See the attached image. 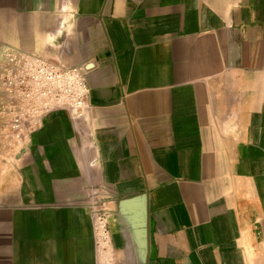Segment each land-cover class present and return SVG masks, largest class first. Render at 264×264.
Here are the masks:
<instances>
[{"label": "crops", "instance_id": "1", "mask_svg": "<svg viewBox=\"0 0 264 264\" xmlns=\"http://www.w3.org/2000/svg\"><path fill=\"white\" fill-rule=\"evenodd\" d=\"M1 44L93 66L84 120L0 125V264H104L107 195L114 264H264V0H0Z\"/></svg>", "mask_w": 264, "mask_h": 264}, {"label": "built area", "instance_id": "2", "mask_svg": "<svg viewBox=\"0 0 264 264\" xmlns=\"http://www.w3.org/2000/svg\"><path fill=\"white\" fill-rule=\"evenodd\" d=\"M63 52V46L50 44L42 50L0 45V125L9 139L29 138L57 111H66L73 119L86 118L88 70L85 64H68ZM102 226L100 232L96 224L98 235H105V224Z\"/></svg>", "mask_w": 264, "mask_h": 264}, {"label": "rangeland", "instance_id": "3", "mask_svg": "<svg viewBox=\"0 0 264 264\" xmlns=\"http://www.w3.org/2000/svg\"><path fill=\"white\" fill-rule=\"evenodd\" d=\"M85 118H79L76 119L77 121H82ZM22 149V145L21 144H9L7 150L8 151H16L18 149ZM19 149V150H20ZM107 199L106 204L104 205V203L102 202L103 199L100 200V202L102 204H99V206L94 205L93 207H91L92 210V214L96 215V224L98 227V230L100 229L101 232V227H103L102 225L105 224V235L99 233L98 236V246L99 249L101 251V257H102V261L104 262V264H112L113 263V255H112V244H111V238H110V230H109V223H108V216L110 215L111 209L112 207L110 206V203H108V199H111V196L107 195V198L105 197V200Z\"/></svg>", "mask_w": 264, "mask_h": 264}, {"label": "water", "instance_id": "4", "mask_svg": "<svg viewBox=\"0 0 264 264\" xmlns=\"http://www.w3.org/2000/svg\"><path fill=\"white\" fill-rule=\"evenodd\" d=\"M93 66V63L85 64V68L89 70Z\"/></svg>", "mask_w": 264, "mask_h": 264}]
</instances>
